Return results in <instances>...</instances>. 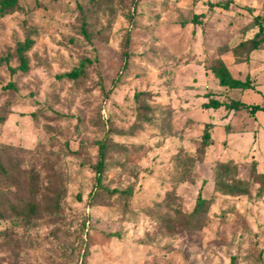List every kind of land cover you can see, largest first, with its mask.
<instances>
[{
	"label": "rangeland",
	"instance_id": "374dc122",
	"mask_svg": "<svg viewBox=\"0 0 264 264\" xmlns=\"http://www.w3.org/2000/svg\"><path fill=\"white\" fill-rule=\"evenodd\" d=\"M133 1L90 13V42L80 7L92 0H19V12L0 17V59L35 31L30 70L0 67V154L20 157L23 172L19 195L0 182V202H28L30 175L40 206L56 189L63 197L57 224L0 220V264H264V186L252 180L236 197L214 187L221 163L244 166L240 177L255 163L264 175V111L206 108L264 107V45L234 52L253 38L255 17L264 24V0H140L123 70ZM214 60L237 79L250 75L254 89L220 87L206 69ZM206 129L212 144L199 161ZM200 195L212 206L199 230L183 229L176 213H192Z\"/></svg>",
	"mask_w": 264,
	"mask_h": 264
},
{
	"label": "trees",
	"instance_id": "16d2710c",
	"mask_svg": "<svg viewBox=\"0 0 264 264\" xmlns=\"http://www.w3.org/2000/svg\"><path fill=\"white\" fill-rule=\"evenodd\" d=\"M140 0H134L132 2L131 11L124 13L125 20L130 24V27L126 30L124 45H123V70H126L128 67V62L130 59L129 47L131 44V32L132 28L135 25V15L138 8ZM113 4V0H92L91 6L88 8L80 7L81 12V23H82V34L85 39L90 42L91 36L88 33V24L87 18L88 15L97 14L101 10L106 9L107 7ZM20 2L19 0H0V17H5L13 13L20 11ZM259 17H255L256 32L253 35V38L241 42L235 49L234 52L240 50L249 49L250 52L257 51L262 48L264 45V24L259 21ZM35 31L31 28H26V38L23 42H19L16 45L14 52L8 55L6 58L0 59V67L8 66L11 74H15V71H20L22 73H27L30 70V59L28 53L33 49L35 45ZM11 59H14L18 63L16 69H12L9 66ZM85 64V63H83ZM73 70L67 77L77 78L84 71V65ZM206 69L213 74V76L218 81V84L222 88L226 89H240V90H250L254 89V84L251 79V76L248 75L244 81L235 79L231 72L226 67L225 63L221 60L210 61L206 64ZM121 76V75H120ZM114 86V85H113ZM7 89H15L13 84H9ZM148 96L146 93H139L136 95V99L139 100L141 97ZM224 106L226 110L231 111H241L247 110L251 113H256L257 111H264V107L255 106L251 107L242 102H235L233 104H224L216 100H210L206 105L207 109H219ZM145 107L140 106V111H144ZM142 119L148 121V117L145 113L141 115ZM7 120V114L2 115L0 113V123H4ZM212 144L211 135L209 130L206 129L202 136L201 144L197 150V155L199 161H202L205 158L208 148ZM106 144L105 141L99 143V161L95 166L96 174V187H101L103 182V176L106 166ZM18 153H24L23 150H19ZM11 150L4 149L3 155L0 154V182L3 186L8 188H15L17 195L22 191V186L19 184L20 178L23 176V172L20 170L21 159L18 157V160L12 161ZM5 161V164L3 163ZM244 166L235 165L234 167H229L226 163H221L218 170L219 175L215 182V190L221 195L225 196H243L246 194L244 186L246 183L251 182L252 180L264 186V175L257 172L256 164L249 166V172L245 177H240V173L243 170ZM229 176H233L232 179H228ZM37 177L35 175H30L28 179V184L26 189L29 191L30 200L28 202H19L14 206L6 207L0 202V220L6 219L7 217L14 218L17 221L24 224V227L27 229H34L37 225V221L41 217H46L49 220V223L57 224L59 222V215L61 214L62 206V194L60 189H56L52 192L53 197H48L44 206H40L39 203L34 201L35 198V188L37 187ZM212 206L210 200L204 199L201 195L198 197L196 205L190 214L176 213V216L182 223V228L187 230H199L201 228V220L203 216L207 214Z\"/></svg>",
	"mask_w": 264,
	"mask_h": 264
},
{
	"label": "crops",
	"instance_id": "0c3cea01",
	"mask_svg": "<svg viewBox=\"0 0 264 264\" xmlns=\"http://www.w3.org/2000/svg\"><path fill=\"white\" fill-rule=\"evenodd\" d=\"M256 32V31H255ZM255 34V33H254ZM234 77V76H233ZM235 79H237L236 77H234ZM238 80H241V79H238Z\"/></svg>",
	"mask_w": 264,
	"mask_h": 264
}]
</instances>
